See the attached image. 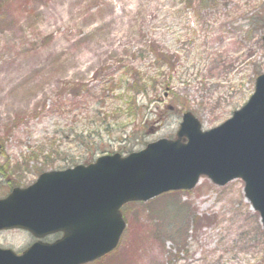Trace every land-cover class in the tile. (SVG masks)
<instances>
[{
	"label": "rangeland",
	"instance_id": "rangeland-1",
	"mask_svg": "<svg viewBox=\"0 0 264 264\" xmlns=\"http://www.w3.org/2000/svg\"><path fill=\"white\" fill-rule=\"evenodd\" d=\"M201 1L0 0V197L42 171L174 139L188 110L207 130L243 106L264 73V46L242 37L264 0ZM130 65L172 89L136 95L118 81L111 92ZM86 88L113 94L97 115L83 104ZM173 91L187 108L172 103ZM132 97L139 114L126 111ZM58 101L61 112L50 113ZM122 210L123 236L96 264H264V227L241 178L217 185L202 176L190 190ZM34 240L26 230L0 232V247L17 253Z\"/></svg>",
	"mask_w": 264,
	"mask_h": 264
},
{
	"label": "water",
	"instance_id": "water-1",
	"mask_svg": "<svg viewBox=\"0 0 264 264\" xmlns=\"http://www.w3.org/2000/svg\"><path fill=\"white\" fill-rule=\"evenodd\" d=\"M202 176L217 185L241 178L264 227V73L247 102L218 126L203 130L188 110L174 139L45 171L31 185L14 187L0 198V231L24 229L37 240L21 253L0 247V264L92 262L118 246L127 226L125 203L190 190ZM57 232L62 236L55 241L43 240Z\"/></svg>",
	"mask_w": 264,
	"mask_h": 264
},
{
	"label": "trees",
	"instance_id": "trees-1",
	"mask_svg": "<svg viewBox=\"0 0 264 264\" xmlns=\"http://www.w3.org/2000/svg\"><path fill=\"white\" fill-rule=\"evenodd\" d=\"M203 2V3H202ZM230 2V0H223V3L228 5ZM201 3L203 4V6H208V7H212V5H218L220 2L218 0H202ZM206 8V7H205ZM256 8V7H255ZM254 12L251 13V16L248 18V20L250 19V23L252 24L249 29L246 31L245 34H243L244 36L242 37L243 39L246 36V34H248L249 38H256L257 43L260 46H264V42L262 40V36H261V31L264 30V10H260V12ZM255 20V21H254ZM256 33V36L255 34ZM260 33V35L258 36V34ZM253 44V43H252ZM251 44V45H252ZM251 53V52H250ZM156 60L155 63H158L160 66L162 63H160V57L159 54L156 55ZM162 62V61H161ZM260 65L259 64H255L254 66V73L255 75L259 74L261 71L260 70ZM124 73H129L131 74V77H128L125 79L124 74H119V78L116 80L115 78L111 79V83L113 84L112 87H110V91L113 92L114 88L119 86L117 85L118 81L121 83H126V85L128 86V91L130 92H134L136 95H138L139 93H148V86L152 85V87H154L153 89H155L157 91L158 89V85H162L163 82L161 83L160 81H158L157 79H153L150 76H145L143 74L140 73V71L137 69V67L134 66H128L125 70ZM109 82V81H107ZM163 88L165 89H172L170 87V81H164V84L162 85ZM81 90V89H80ZM94 91V90H93ZM92 88H86L85 89V95H84V101L83 104L85 105V107H87L86 109L88 111H91L92 108L91 106L94 105L95 109H94V113L97 111L96 108V104L99 106V104L104 105L107 101H109V98H112V96L108 93H106V89H102L98 92H93ZM173 95V99L174 102H172L175 105H181V107L187 108V100L185 98H181L175 91L172 92ZM136 97H132L131 100H129L128 102V108H127V112H131V113H141L143 106H139L136 102ZM61 107H62V102L58 101L56 103H53L49 108H50V113H60L61 112ZM117 110L120 111L119 108H115V110L113 112H116ZM104 112V111H103ZM98 113H95V115H97ZM88 117V114L86 115ZM103 258V257H102ZM102 258L91 262L89 264H96L99 260H101Z\"/></svg>",
	"mask_w": 264,
	"mask_h": 264
},
{
	"label": "flooded vegetation",
	"instance_id": "flooded-vegetation-1",
	"mask_svg": "<svg viewBox=\"0 0 264 264\" xmlns=\"http://www.w3.org/2000/svg\"><path fill=\"white\" fill-rule=\"evenodd\" d=\"M53 235H56V236H58V235H60L61 236V233H56V234H53ZM59 237V236H58ZM57 239V238H56Z\"/></svg>",
	"mask_w": 264,
	"mask_h": 264
}]
</instances>
